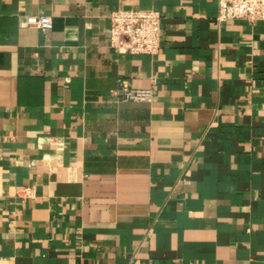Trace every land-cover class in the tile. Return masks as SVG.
Listing matches in <instances>:
<instances>
[{
    "label": "crops",
    "instance_id": "crops-1",
    "mask_svg": "<svg viewBox=\"0 0 264 264\" xmlns=\"http://www.w3.org/2000/svg\"><path fill=\"white\" fill-rule=\"evenodd\" d=\"M118 7L162 12L158 53L110 46ZM217 14L0 0V264H264V22Z\"/></svg>",
    "mask_w": 264,
    "mask_h": 264
},
{
    "label": "built area",
    "instance_id": "built-area-1",
    "mask_svg": "<svg viewBox=\"0 0 264 264\" xmlns=\"http://www.w3.org/2000/svg\"><path fill=\"white\" fill-rule=\"evenodd\" d=\"M241 18L264 22V0H218V23ZM30 21L37 27H53V18L48 14ZM162 22L160 10L118 7L110 14V46L119 53L154 55L162 44ZM121 88L126 100H150L154 94V87L136 88L127 79L121 80ZM2 153L0 147V158Z\"/></svg>",
    "mask_w": 264,
    "mask_h": 264
}]
</instances>
